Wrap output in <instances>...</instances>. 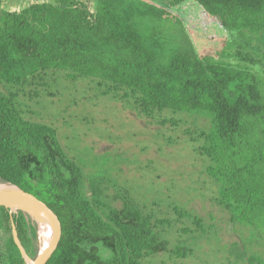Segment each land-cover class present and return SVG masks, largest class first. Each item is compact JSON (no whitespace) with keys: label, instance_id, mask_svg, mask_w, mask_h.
Instances as JSON below:
<instances>
[{"label":"trees","instance_id":"obj_1","mask_svg":"<svg viewBox=\"0 0 264 264\" xmlns=\"http://www.w3.org/2000/svg\"><path fill=\"white\" fill-rule=\"evenodd\" d=\"M190 1L229 35L220 58L200 54L170 14ZM263 61L264 0H0V183L57 215L61 238L47 264H153L162 254L187 264L193 249L172 239L206 232L203 218L177 203L107 199L86 183L58 129L32 118V104L67 82L85 81L139 119L180 130L207 159L231 222L264 235V69H255ZM27 217L0 207V264H26L14 226L27 255H38ZM236 248L224 260L246 264ZM261 253L248 264H264Z\"/></svg>","mask_w":264,"mask_h":264},{"label":"rangeland","instance_id":"obj_2","mask_svg":"<svg viewBox=\"0 0 264 264\" xmlns=\"http://www.w3.org/2000/svg\"><path fill=\"white\" fill-rule=\"evenodd\" d=\"M191 2L170 14L180 18L187 31L193 33L191 39L200 54L220 58V47L229 35L213 28L204 16H198L201 8ZM255 69L262 71L264 61ZM43 99L42 104H32V118L58 129L62 145L70 159L82 168L86 183L103 190L107 199L129 194L141 203H177L203 218V237L184 236L177 242L175 234L172 239L176 246L193 249V256L184 262L227 264L225 257H232L237 246L246 256V264L250 255L262 254L264 235L257 232L256 236L255 229L248 230L239 221L231 222L232 210L217 203L221 188L207 171V159L194 153L180 130L173 132L169 126L139 119L120 103L96 96L85 81L67 82L57 97ZM171 137L174 141H170ZM27 222L29 228H36V245L41 249L44 241L40 224L37 227L30 217ZM186 225L191 226L190 221L177 225V229ZM251 241L254 245L249 244ZM161 262L173 264L165 254L153 260V264Z\"/></svg>","mask_w":264,"mask_h":264},{"label":"water","instance_id":"obj_3","mask_svg":"<svg viewBox=\"0 0 264 264\" xmlns=\"http://www.w3.org/2000/svg\"><path fill=\"white\" fill-rule=\"evenodd\" d=\"M0 207L8 208L11 213L23 212L34 220L38 227L37 218H42L49 226L50 241L48 247L42 251L39 246V253L31 259L24 247L22 246L16 228L14 226L13 233L15 242L26 264H47L55 253L60 238L61 224L57 215L40 199L30 194L20 187L10 183H0Z\"/></svg>","mask_w":264,"mask_h":264},{"label":"bare ground","instance_id":"obj_4","mask_svg":"<svg viewBox=\"0 0 264 264\" xmlns=\"http://www.w3.org/2000/svg\"><path fill=\"white\" fill-rule=\"evenodd\" d=\"M38 220V223L40 224V230H39V233L43 239V243L44 245L42 246L41 250L44 251L47 247H48V244H49V241H50V228L48 226V224L42 219V218H37ZM40 237V238H41Z\"/></svg>","mask_w":264,"mask_h":264},{"label":"clouds","instance_id":"obj_5","mask_svg":"<svg viewBox=\"0 0 264 264\" xmlns=\"http://www.w3.org/2000/svg\"><path fill=\"white\" fill-rule=\"evenodd\" d=\"M12 214V213H11ZM13 214H15V213H13Z\"/></svg>","mask_w":264,"mask_h":264},{"label":"built area","instance_id":"obj_6","mask_svg":"<svg viewBox=\"0 0 264 264\" xmlns=\"http://www.w3.org/2000/svg\"><path fill=\"white\" fill-rule=\"evenodd\" d=\"M18 213V212H17Z\"/></svg>","mask_w":264,"mask_h":264}]
</instances>
